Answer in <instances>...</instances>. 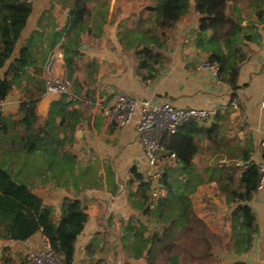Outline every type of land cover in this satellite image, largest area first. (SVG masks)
<instances>
[{"label": "crops", "instance_id": "0c3cea01", "mask_svg": "<svg viewBox=\"0 0 264 264\" xmlns=\"http://www.w3.org/2000/svg\"><path fill=\"white\" fill-rule=\"evenodd\" d=\"M75 1L30 0L32 12L16 53L32 38L35 60L10 90L1 109L12 120V134L0 140V162L11 168L17 178L26 180L46 204L55 207V220L60 217V203L65 197L83 201L90 217L77 241L73 264H80L87 244L100 226L122 231L123 224L131 217L141 218L140 211L128 199L127 189L133 166L136 165L142 173L148 170L136 123L116 126L103 114V108L112 105L118 93L148 98L157 103L170 101L179 107H219L218 116L205 122H216L220 128L218 135L213 139L203 135L198 141L194 167L190 170L194 184L190 195L195 211L209 225L215 230L221 224L229 228L230 221L223 220L235 203L228 202L227 194L221 191L217 168L237 163L239 176L248 164L256 163L264 156V110L261 107L264 99V13H258L254 0H229L227 12L241 17L242 25L251 36L245 40L248 57L241 65L240 87L233 97L232 87L221 81L210 68L202 66L208 52L194 42L200 17L194 10V0L173 27L163 29L162 62L158 75L149 80L138 75L135 58L124 48L119 32L124 26L135 27L138 23L135 17H146L150 14L148 8L158 0H123L122 6L119 0H83L88 12L73 26L70 10ZM66 51L77 52L70 62L65 59ZM6 67L0 69V76H4ZM49 74L70 83L72 97L67 98V108H77L79 114L72 120L74 133L69 128L67 138L65 131L60 129L64 142H57L58 152L70 154L68 156L75 160L74 170L66 166L46 176L40 170L44 169L40 155L32 157L13 135L24 132L20 125L24 116L20 110L23 100L38 97L37 111L43 119L58 105L63 95H46ZM234 98L236 104L232 103ZM60 119L61 116L57 115L56 121ZM227 128L233 134V143L222 140ZM204 144L213 151L203 156L201 146ZM245 152L249 160L244 162L242 156ZM174 157L168 156L172 165L176 164ZM217 159L219 162L211 165ZM89 163H97L103 182L80 186L74 177L79 168H85ZM85 172L89 179L91 174ZM132 186L134 191L138 189L136 182ZM247 204L256 213L258 231L251 249L242 255V259L247 264H264V189H258ZM213 218L215 221L212 222ZM45 237L43 230L26 240L0 236V264H22L28 252L43 246ZM220 258L224 260L223 264H231L236 256L225 252Z\"/></svg>", "mask_w": 264, "mask_h": 264}, {"label": "trees", "instance_id": "16d2710c", "mask_svg": "<svg viewBox=\"0 0 264 264\" xmlns=\"http://www.w3.org/2000/svg\"><path fill=\"white\" fill-rule=\"evenodd\" d=\"M190 1L158 0L148 8L155 15L141 17L135 27H121L120 41L126 51L132 52L141 79H154L158 75L163 56L160 49L165 41L163 29L173 27L185 15ZM254 1L258 13H264V0ZM228 7L229 0H194V10L200 14L194 42L208 52L207 62L219 66L217 77L232 87L234 97L240 87L241 65L248 57L244 49L245 40L251 36L242 25V18L228 13ZM31 12L30 0H0V69L7 66L4 76H0L1 99L8 96L35 60L32 38L16 53ZM86 12L85 1L76 0L70 10L72 25L79 23ZM76 53L66 51V61L70 62ZM69 96L70 93L63 94L46 119L38 114V97L21 102L20 110L24 116L20 125L24 132L13 136L22 144L24 151L39 150L55 140L64 142L60 129L65 131L67 138L69 128L74 133L72 120L77 118L79 110L67 108ZM57 115L61 116L59 122L56 121ZM219 130L216 122L206 124L192 118L176 132L165 133L158 150L159 158L164 160L160 182L165 193L154 201L151 181L136 165L133 166L127 183L128 199L147 217H131L123 224L121 232L100 226L87 244L80 264H102V258L109 254L117 259L123 258L125 264L141 259L145 264H214L219 259V251L236 256L231 264H247L238 257L251 249L258 231L256 213L247 204L258 190L260 175L257 164H248L239 176L237 163L217 168L221 191L227 194L228 202L235 203L223 220L230 221L229 228L221 224L213 229L195 211L190 195L194 185L190 170L194 167L198 141L203 135L215 138ZM11 134L12 120L0 111V140ZM172 153L175 154V165L168 161ZM242 159L244 162L249 160L247 152ZM185 173L186 177H181ZM134 182L137 183L136 191L132 186ZM86 209L81 199L65 197L60 203V217L55 220V207L46 204L26 180L17 178L11 168L0 162V236L26 240L43 230L57 250L61 264H73L77 241L90 217Z\"/></svg>", "mask_w": 264, "mask_h": 264}, {"label": "built area", "instance_id": "2783aa9c", "mask_svg": "<svg viewBox=\"0 0 264 264\" xmlns=\"http://www.w3.org/2000/svg\"><path fill=\"white\" fill-rule=\"evenodd\" d=\"M202 66L210 68L215 74L218 73L217 64L205 61ZM70 92V83L66 79L49 74L46 80V95L57 97ZM232 103L236 104L237 99H232ZM4 104L5 99L0 98V111ZM261 107L264 110V99L261 101ZM218 109L219 107L212 109L179 107L170 101L157 103L148 98L118 93L114 103L103 108L102 111L116 126L122 127L136 123L138 137L143 146V155L148 166L144 175L151 181V196L156 201L165 193L160 182L162 171L159 168L160 158L158 156L163 135L176 132L182 124L192 118L207 122L217 114ZM262 146L264 150V135ZM171 155L175 156L174 153ZM256 164L260 175L258 189H264V156ZM22 264H61V262L57 250L52 246L49 238L45 237L43 246L39 250L28 252Z\"/></svg>", "mask_w": 264, "mask_h": 264}, {"label": "rangeland", "instance_id": "374dc122", "mask_svg": "<svg viewBox=\"0 0 264 264\" xmlns=\"http://www.w3.org/2000/svg\"><path fill=\"white\" fill-rule=\"evenodd\" d=\"M121 1H123V0H119V2H120L119 5L122 6V5H124V3L121 4ZM142 5H147V4L146 3H142ZM148 13H150V14H147L146 18L155 15V13H152L151 10H149ZM139 16L140 15H137V17H135L136 22H139V20L141 19ZM126 22H129V20H126ZM124 24H125V22H124ZM227 126H229V124H227ZM232 135L233 134L230 133V130L228 129V131H226L224 133V135L222 134V140L224 142L233 143L232 140H234V138H233ZM55 142H57V140L47 143L45 146H43L39 150H35V151L30 152V155L32 157L33 156L40 155V158H41V160L43 162V168H44V169H40V170L42 172H45V175L46 176H51L52 174L57 173V171L61 170L62 168L66 167V166L68 168L69 167L72 168V170H74V168L76 166V162L72 158V156H68L70 154H61V153H59L57 151L58 150L57 149L58 147H57V143H55ZM210 151H213V150H211V148L209 149V147L206 144H204L203 146H201V153H202L203 156L204 155H207V153L210 152ZM57 152L59 154H57ZM44 156H46V159H45ZM218 157L219 158L222 157V154L219 155ZM202 158H204V157H202ZM218 159H217V161L215 160V161L211 162V165H213L215 163H218L219 162ZM163 163H164V160L161 159L160 162H159V168L160 169H161V167H163ZM209 164H207V165H209ZM78 170L79 171H78L77 175L74 177V179H75L74 181H76L80 186H82V185L83 186H86V185H98L101 182H103V180L99 176L100 171L98 169L97 163L96 164L95 163H89L85 168H82V169L79 168ZM85 171H87L88 174H91V177L89 179H87V176H86V172ZM79 172H80V174H79ZM139 216H141L142 219H145L147 217V215H143L141 212L139 213ZM214 219L215 218L212 219V222L215 221ZM118 221L119 220H117V222ZM216 221H218V220H216ZM219 222H220V220H219ZM210 226L213 228L212 225H210ZM119 230L121 231V229L116 228L113 231L116 232V231H119ZM221 253H225V252L224 251H219V253H218L219 259L214 264H223V261L224 260L222 258H220ZM103 255H101V256H103ZM109 255L110 256L106 255L108 257H103L102 258L103 259L102 264H125L123 258L117 259L116 257L114 258L112 254H109ZM132 264H145V262L142 259L139 260V261H136V262L132 260Z\"/></svg>", "mask_w": 264, "mask_h": 264}, {"label": "water", "instance_id": "95a60500", "mask_svg": "<svg viewBox=\"0 0 264 264\" xmlns=\"http://www.w3.org/2000/svg\"><path fill=\"white\" fill-rule=\"evenodd\" d=\"M240 259H242V256H240Z\"/></svg>", "mask_w": 264, "mask_h": 264}]
</instances>
